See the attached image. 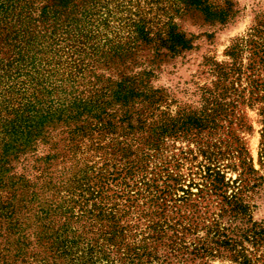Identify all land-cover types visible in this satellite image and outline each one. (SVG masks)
I'll list each match as a JSON object with an SVG mask.
<instances>
[{
  "label": "rangeland",
  "instance_id": "rangeland-1",
  "mask_svg": "<svg viewBox=\"0 0 264 264\" xmlns=\"http://www.w3.org/2000/svg\"><path fill=\"white\" fill-rule=\"evenodd\" d=\"M106 1L107 21L100 30L103 38H109V43L103 49L130 41L135 21L157 24L168 16L181 31L193 38L194 47L183 55L155 57L149 46L142 45L137 53L120 62L116 58L107 60V65L98 62L93 75L95 79L90 78L92 74L86 75L98 81L113 75V70L127 72L135 70L140 62L149 64L154 72L150 83L170 92L160 109L168 105L171 112L177 108L176 104L196 99L193 92L196 84L211 85L214 77L210 75L207 60H229L224 53L231 41L247 38L257 16L264 13V0H229L238 13L231 22L223 24L207 20L196 7L179 0ZM212 1L228 6L226 0ZM244 56L243 61L246 60ZM75 80L80 82L81 77ZM243 87L244 100L237 102L229 116L231 126L224 123V127H217L208 137L210 147L183 138L147 143V125L157 119V113L151 117L142 115L141 118L147 120L143 126L136 119L128 124L121 121L118 108L112 106H107V111H116L114 126L99 129L100 120L93 114L99 113L100 109H96L92 114L83 113L79 119H71V128L79 126L73 132L67 131L61 120L46 121L37 127L34 140L27 145L28 150L13 158V169L5 173L10 176L6 179L7 186L0 187L2 200L14 188L10 180L17 181L18 188L23 187L24 195V200H18L20 196H17L14 201L17 214L13 218L0 216L1 222L11 221L17 225L3 230L0 236L1 246L5 243L3 247L7 248L0 252L7 253V263L243 264V257L229 252H214L213 256L203 257L184 253L187 256L163 261L155 257L150 248H144L153 234L150 226L161 212L175 219L179 212L186 214L184 205L188 206L191 200L186 201L184 191L180 189L197 192L194 183L203 182L201 175L207 163L203 149L220 157L217 165L231 185L228 194L237 190L233 188L235 179V184L241 186L242 168L237 152L228 146L232 141L228 133L238 138L247 152L246 160L255 170L246 175L247 181L240 194L247 203L251 221L264 230V100H249L250 89L245 78L241 79L239 89ZM263 94L260 91L259 95ZM172 97L178 101L172 102ZM40 108L44 110L46 105L42 104ZM40 114L41 110L34 112L31 119L38 120ZM232 142L234 146L236 141ZM20 176L27 181L19 179ZM173 176L178 181L171 191L167 184L173 182ZM222 213L220 198L214 196L208 202L200 203L197 211L201 218L208 219L205 222L215 219L221 227L226 221L225 215H220ZM198 234L203 235V232L198 231ZM249 237L248 241L240 240L235 250L241 251L249 264H263L264 233ZM185 240L189 243L190 236L185 234ZM2 260L0 256V264Z\"/></svg>",
  "mask_w": 264,
  "mask_h": 264
},
{
  "label": "trees",
  "instance_id": "trees-1",
  "mask_svg": "<svg viewBox=\"0 0 264 264\" xmlns=\"http://www.w3.org/2000/svg\"><path fill=\"white\" fill-rule=\"evenodd\" d=\"M179 1L196 7L207 20L223 24L231 22L238 13L229 0L225 1L228 5L226 7L212 0ZM106 2L0 0L1 188L7 186L6 179L10 176L5 173L13 169V158L25 154L27 145L34 140V130L46 121L61 120L67 131L73 132L79 126L71 128V119L77 120L83 113L92 114L96 109H100L99 113L93 114L100 120V124H97L99 129L114 126L116 111L108 112L107 106L118 108L122 122L129 124L136 119L142 126L147 120L141 116L151 117L156 112L157 119L147 125V143L183 138L210 147L208 137L216 132L217 127H224V123H227V127L231 126L229 116L233 114L237 102L244 100L245 87L239 89L242 78L247 80L250 89L249 100H264V94L259 95L260 91L264 92V13L257 16L247 38L238 37L231 41L224 53L229 60H207L210 75L214 77L211 85L196 84L193 90L196 99L178 102L180 104H176L177 108L171 112L168 105L165 109H160V105L170 97V92L150 83L154 72L149 64L143 65L140 62L135 65V70L127 72L116 68L113 75L98 81L90 78L95 79L93 75L98 62L107 65V60L114 58L120 62L130 54L137 53L142 45L149 46L155 57L173 58L183 55L194 47L193 38L181 31L171 16H168L164 22L157 24L144 20L135 21L130 41L125 45L115 44L103 49L109 43V38H103L104 34L100 30V26L107 21L104 12ZM86 75L91 76L87 78ZM78 77H81L80 82L75 80ZM171 101L176 103L178 100L172 97ZM42 104L46 105L44 110L40 108ZM40 110L38 120H32L34 112ZM228 135L230 140L236 141L234 146L229 141L228 146L233 147L239 158L242 168L239 178L241 186L235 184V179L233 188L237 190L228 194L231 185L217 165L220 157L217 158L215 152L203 149L202 153L207 160L204 174L201 175L203 182L194 183L197 192L180 189L184 191L186 201L191 200L188 206L184 205L186 214L179 212L175 219L161 212L157 221L150 226L153 234L144 248H150L158 259L173 261L179 255L187 256V253L203 257L213 256L214 252H229L238 258L243 257V264H249L248 259L241 251L235 250V247L240 240L248 241L249 236L259 237L264 233L258 224L251 221L247 203L241 196L242 187L247 181L246 175L255 170L246 160L247 152L239 144L238 138L230 133ZM19 179H24V176ZM171 179L173 182L167 186L172 191L178 179ZM17 183L10 180L14 187L12 192H8L3 200L0 195V208L3 207L0 216L2 214L11 219L17 214L14 201L17 196H20L18 200H24L23 187L18 188ZM193 195L196 197L191 199ZM212 196L220 198L223 212L220 215L224 214L226 217L222 227L217 220L205 222L207 218H201L197 214L199 204L205 200L208 202ZM178 226L181 228L178 229ZM15 227L17 225L11 221H0V236L3 230ZM198 231H202L203 235H199ZM185 234L190 236L189 243L185 240ZM3 246H6L5 243ZM3 246L0 244V250L5 249ZM0 256L3 259L1 264H10L7 263V253L0 252Z\"/></svg>",
  "mask_w": 264,
  "mask_h": 264
}]
</instances>
